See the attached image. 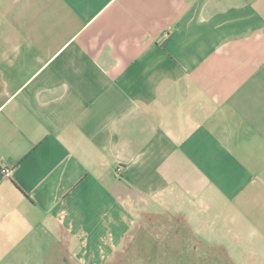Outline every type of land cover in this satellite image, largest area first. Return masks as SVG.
Instances as JSON below:
<instances>
[{"label": "crops", "instance_id": "0c3cea01", "mask_svg": "<svg viewBox=\"0 0 264 264\" xmlns=\"http://www.w3.org/2000/svg\"><path fill=\"white\" fill-rule=\"evenodd\" d=\"M141 229L264 264V0H0V264Z\"/></svg>", "mask_w": 264, "mask_h": 264}, {"label": "rangeland", "instance_id": "374dc122", "mask_svg": "<svg viewBox=\"0 0 264 264\" xmlns=\"http://www.w3.org/2000/svg\"><path fill=\"white\" fill-rule=\"evenodd\" d=\"M154 232H157L155 235L157 243L147 241L148 235L141 229L139 234L135 236L136 238H134L135 233L132 234L118 248V253L115 254L116 260L105 261L103 264H176V245L164 237V231L161 234L158 230H154ZM78 263L75 260L71 262V264ZM227 263L252 264L251 261L246 262L240 259L230 260Z\"/></svg>", "mask_w": 264, "mask_h": 264}, {"label": "built area", "instance_id": "2783aa9c", "mask_svg": "<svg viewBox=\"0 0 264 264\" xmlns=\"http://www.w3.org/2000/svg\"><path fill=\"white\" fill-rule=\"evenodd\" d=\"M5 172H6V174L9 176L10 173H9L8 171H5Z\"/></svg>", "mask_w": 264, "mask_h": 264}, {"label": "trees", "instance_id": "16d2710c", "mask_svg": "<svg viewBox=\"0 0 264 264\" xmlns=\"http://www.w3.org/2000/svg\"><path fill=\"white\" fill-rule=\"evenodd\" d=\"M176 264H177V261H176Z\"/></svg>", "mask_w": 264, "mask_h": 264}]
</instances>
